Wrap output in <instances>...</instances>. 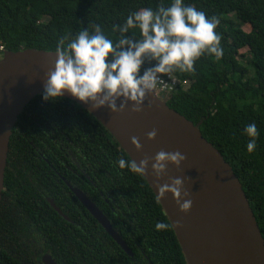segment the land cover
Here are the masks:
<instances>
[{
	"label": "trees",
	"instance_id": "1",
	"mask_svg": "<svg viewBox=\"0 0 264 264\" xmlns=\"http://www.w3.org/2000/svg\"><path fill=\"white\" fill-rule=\"evenodd\" d=\"M170 2L0 0V43L9 51H56L61 38L74 37L86 28L91 32L96 24L115 42L120 35L113 32V26L123 24L129 12L145 7L155 10L158 4L167 7ZM184 3L204 11L206 17L219 19L215 31L223 55L219 60L202 55L194 63V73L174 72L179 83L162 93L169 107L195 124L202 120L203 136L232 166L264 237V0ZM133 31L138 38V30H130L128 35ZM155 63L146 59L140 74ZM248 123H255L259 133L251 153L246 150L249 137L243 134ZM119 157L131 159L88 110L66 97L51 102L43 100L41 93L36 95L18 116L10 136L0 205V264H24L25 231L32 232L27 237L40 242L43 252L50 253L59 264H188L147 180L142 174L120 169L115 164ZM76 164L90 176L92 188L87 189L76 178L72 171L78 169ZM52 167L88 192L133 255L70 193L64 180L63 194L57 196L56 181L47 178ZM23 168L32 170L30 176ZM47 196L72 221L59 214ZM157 221L170 227L157 231Z\"/></svg>",
	"mask_w": 264,
	"mask_h": 264
},
{
	"label": "water",
	"instance_id": "2",
	"mask_svg": "<svg viewBox=\"0 0 264 264\" xmlns=\"http://www.w3.org/2000/svg\"><path fill=\"white\" fill-rule=\"evenodd\" d=\"M56 58V51L35 48L6 50L0 58V205L12 129L26 105L42 93ZM63 97L88 111L92 107V102L85 104L69 93ZM119 104L118 100V108ZM132 107L133 102H127L122 110L115 112L106 105L89 112L109 130L131 159L137 163L149 159L142 175L169 218L187 263L264 264V237L247 195L232 166L203 136L202 120L195 124L169 107L159 89L146 94L141 111L135 112ZM153 130L156 136L149 139L147 133ZM133 137L141 145L139 150L132 142ZM160 151H179L186 158L178 166L167 162L166 171L157 181L152 164ZM176 177L184 181L181 202L192 201L187 212L179 209L170 191H159V186L171 184V179ZM70 187L112 238L133 255L103 211L82 190ZM184 192L188 195L184 196ZM42 264L58 263L50 253H45Z\"/></svg>",
	"mask_w": 264,
	"mask_h": 264
},
{
	"label": "clouds",
	"instance_id": "3",
	"mask_svg": "<svg viewBox=\"0 0 264 264\" xmlns=\"http://www.w3.org/2000/svg\"><path fill=\"white\" fill-rule=\"evenodd\" d=\"M218 23L217 17H206L204 11L186 5L184 0H171L167 7L161 3L155 10L145 7L129 12L123 24L113 26V32L120 35L115 42L106 37L99 24L93 25L91 32L86 28L74 37L61 38L56 45L54 68L43 85L42 99L55 102L69 93L85 104L92 102L89 111L106 105L115 112L133 102L132 110L139 112L146 94L157 88L161 74L171 79L174 72L194 73V63L202 55H212L217 60L222 57L220 36L215 31ZM130 30H138L139 37L135 31L128 35ZM146 59L156 63L140 74ZM243 134L249 137L246 150L251 153L259 135L256 124H246ZM147 136L153 139L156 130ZM132 142L137 150L141 148L135 137ZM185 158L179 151L156 153L152 168L157 181L166 171L167 162L178 166ZM148 163V158L139 163L123 157L115 161L120 169L127 168L135 174H144ZM183 183L182 178H172L171 184L159 186V191H170L179 209L187 212L192 201L181 202ZM169 227L163 221L155 224L157 231Z\"/></svg>",
	"mask_w": 264,
	"mask_h": 264
},
{
	"label": "flooded vegetation",
	"instance_id": "4",
	"mask_svg": "<svg viewBox=\"0 0 264 264\" xmlns=\"http://www.w3.org/2000/svg\"><path fill=\"white\" fill-rule=\"evenodd\" d=\"M37 150H39V148H37ZM59 166H60V164H59ZM67 167L69 169H72L69 166H67ZM76 167L78 168V169H76L77 171L76 170H72L75 173L76 178L80 182H82V185L84 183L86 185L87 189L88 188H92L93 187V181H91L90 176L87 175V173L85 172V170L79 164H76ZM23 170L26 171V168H23ZM31 173H32V170L31 169H29V170L26 171V175H29L30 176ZM48 174H49V176H47L48 179L52 178L53 181H56V183L54 184V186H55V193L57 194V196H60L61 194H63L61 192V181L62 180L65 181L66 185L68 186V188L70 190V193L73 194V196L76 197L77 199H78V197L71 190V187L70 186L79 188L80 190H82L88 196V192H86L85 190H83L82 188H80L76 184H71L68 180H66V178L64 176H62L61 172L59 170H56L54 167H52V171L50 169L48 170ZM30 180H32L31 182H33V179L31 177H30ZM87 180H89V183H88ZM41 191L43 192V190H41ZM46 198H47V201L50 203V205L53 208H54L53 203L57 206V204L55 203V201L52 198H50L49 196H47ZM69 198L72 199V195H70ZM50 200L53 201V203L50 202ZM57 207H59V206H57ZM67 210L69 211L71 209L68 208ZM71 211L76 214V212L74 210H71ZM62 213H63V211H62ZM59 214H61V213H59ZM61 215L62 216L66 215L68 218H66V217H64V218H66L67 221H72V219L69 217V215L67 213L61 214ZM57 228L60 231H62V229H63L62 227H60V225H58ZM25 233H26L25 234L26 241L25 242L22 241V246H23L22 248H24L26 250V252L22 253V256H23L22 261L24 262V264H42V256H43V254H45L43 252V249H42L43 248V245L40 242L37 243V241H35V240L31 241V238H28L27 237V234L28 235H31L32 232L30 233L29 231H25ZM19 248H21V247H19Z\"/></svg>",
	"mask_w": 264,
	"mask_h": 264
},
{
	"label": "built area",
	"instance_id": "5",
	"mask_svg": "<svg viewBox=\"0 0 264 264\" xmlns=\"http://www.w3.org/2000/svg\"><path fill=\"white\" fill-rule=\"evenodd\" d=\"M5 50L6 49H5L4 44L0 43V53L4 52ZM178 83H179V80L176 76L172 75L170 79L167 75L161 74L160 82L158 83L156 89H159L162 92L169 91V90L174 89ZM187 83H188L187 81L184 82L185 85H187Z\"/></svg>",
	"mask_w": 264,
	"mask_h": 264
},
{
	"label": "rangeland",
	"instance_id": "6",
	"mask_svg": "<svg viewBox=\"0 0 264 264\" xmlns=\"http://www.w3.org/2000/svg\"><path fill=\"white\" fill-rule=\"evenodd\" d=\"M231 16H232V15H231ZM243 28H244L245 30L249 29L248 25H243ZM5 51H6V50H5ZM5 51L2 52V53H0V58H2V57L4 56ZM241 51H242V52H245L246 49H242ZM245 61H246V60H243V63H245ZM187 85H188V84H187Z\"/></svg>",
	"mask_w": 264,
	"mask_h": 264
}]
</instances>
